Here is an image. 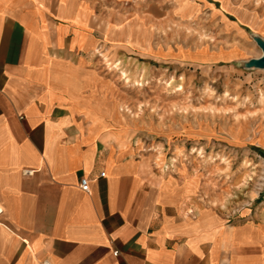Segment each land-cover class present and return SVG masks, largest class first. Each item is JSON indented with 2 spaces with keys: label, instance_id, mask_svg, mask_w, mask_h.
<instances>
[{
  "label": "crops",
  "instance_id": "0c3cea01",
  "mask_svg": "<svg viewBox=\"0 0 264 264\" xmlns=\"http://www.w3.org/2000/svg\"><path fill=\"white\" fill-rule=\"evenodd\" d=\"M232 4L0 0V264H264V201L232 215L200 183L149 170L98 57L145 44L129 34L135 21L203 8L225 18Z\"/></svg>",
  "mask_w": 264,
  "mask_h": 264
},
{
  "label": "rangeland",
  "instance_id": "374dc122",
  "mask_svg": "<svg viewBox=\"0 0 264 264\" xmlns=\"http://www.w3.org/2000/svg\"><path fill=\"white\" fill-rule=\"evenodd\" d=\"M232 1L225 18L203 8L145 29L135 21L129 34L145 44L112 54L102 45L98 57L140 134L129 135L137 159L200 183L212 207L233 215L264 201V69L245 67L263 54L254 38L264 39V0ZM152 48L173 58H151Z\"/></svg>",
  "mask_w": 264,
  "mask_h": 264
},
{
  "label": "water",
  "instance_id": "95a60500",
  "mask_svg": "<svg viewBox=\"0 0 264 264\" xmlns=\"http://www.w3.org/2000/svg\"><path fill=\"white\" fill-rule=\"evenodd\" d=\"M254 41L262 50V56L258 59H250L245 63L246 68H257V69H264V39L260 37H255Z\"/></svg>",
  "mask_w": 264,
  "mask_h": 264
},
{
  "label": "bare ground",
  "instance_id": "6f19581e",
  "mask_svg": "<svg viewBox=\"0 0 264 264\" xmlns=\"http://www.w3.org/2000/svg\"><path fill=\"white\" fill-rule=\"evenodd\" d=\"M63 83L65 84H69V85H74L77 86L76 82L73 81H66V80H62ZM127 136L128 135H108V139H112L115 143H118L120 146H125L127 143Z\"/></svg>",
  "mask_w": 264,
  "mask_h": 264
},
{
  "label": "built area",
  "instance_id": "2783aa9c",
  "mask_svg": "<svg viewBox=\"0 0 264 264\" xmlns=\"http://www.w3.org/2000/svg\"><path fill=\"white\" fill-rule=\"evenodd\" d=\"M101 177H104V173H101ZM80 187L84 192H89L90 190V181L88 178H82L80 182Z\"/></svg>",
  "mask_w": 264,
  "mask_h": 264
}]
</instances>
